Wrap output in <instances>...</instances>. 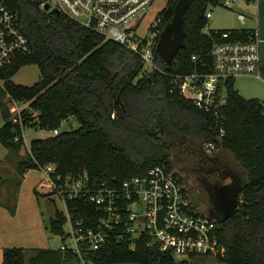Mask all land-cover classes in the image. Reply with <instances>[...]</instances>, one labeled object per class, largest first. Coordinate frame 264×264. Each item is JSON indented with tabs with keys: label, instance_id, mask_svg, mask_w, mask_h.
<instances>
[{
	"label": "trees",
	"instance_id": "obj_1",
	"mask_svg": "<svg viewBox=\"0 0 264 264\" xmlns=\"http://www.w3.org/2000/svg\"><path fill=\"white\" fill-rule=\"evenodd\" d=\"M0 1L17 11L20 29L31 47L29 54L0 66V142L8 150L0 160V206L13 215L24 174L47 163L55 164L56 173L62 177L86 173L94 186H118L153 164L172 168L171 149L187 142L203 147L214 141L217 155L231 154L241 179L242 203L216 228L223 254H191L187 260L176 261L143 242L131 250L126 242L112 240L88 251L85 258L95 264H264V103L258 98H244L229 80L225 84L226 103L220 107L218 119L196 107L171 84L172 76L198 68L193 55L210 63L212 38L202 29L206 10L219 0H192L183 15L184 47L170 64L155 49L157 68L141 78L138 55L105 40L63 12L45 9L41 3L46 0ZM177 1L167 0L158 13L157 41ZM27 64L38 66L40 80L30 86L15 84L12 76ZM5 93L12 100L28 103L21 109V123L9 118ZM70 116L78 121L77 128L34 138L22 150L25 125L53 130ZM220 127L224 135L218 138ZM6 161L12 162V171L3 173ZM34 194L37 199L51 201L53 190L35 188ZM189 203L194 209L190 197ZM66 205L90 225L86 216L96 212L93 206L84 200H67ZM65 222L63 211L55 207L45 228L64 239ZM79 262L77 255L60 247L8 246L2 250V264Z\"/></svg>",
	"mask_w": 264,
	"mask_h": 264
},
{
	"label": "built area",
	"instance_id": "obj_2",
	"mask_svg": "<svg viewBox=\"0 0 264 264\" xmlns=\"http://www.w3.org/2000/svg\"><path fill=\"white\" fill-rule=\"evenodd\" d=\"M154 0H46L41 3L57 9L72 20L101 34L138 55L141 68L138 77L148 76L157 68L155 49L160 18L146 24V11ZM241 0H219L217 5L231 8ZM211 5L210 7L217 6ZM211 8L205 12L202 31L212 38L210 63L197 55L192 61L198 68L186 75L171 77V84L201 110L219 119V109L226 103L225 84L240 76L261 75L260 38L258 29H248L247 37H238L232 29H213L208 20ZM243 22L244 15L239 13ZM20 18L14 9L0 1V66L18 55H27L31 47L19 26ZM207 27V28H205ZM15 101V100H14ZM20 112L13 121L21 123ZM218 138L224 135L220 127ZM58 128L53 133H58ZM205 149L212 152L215 142ZM44 175L40 187L53 190L65 206L62 210L71 244H62L61 250H70L83 264H95L86 259L88 251L98 250L110 241L126 242L135 250L138 242L170 254L176 261L187 260L191 254H223L224 246L218 240L219 222L189 203L188 193L180 174L166 164H153L145 172L123 180L118 186L100 183L94 186L83 173L77 177H62L56 165L47 163L39 168ZM67 200H84L96 210L86 218L68 210ZM76 210V207H75Z\"/></svg>",
	"mask_w": 264,
	"mask_h": 264
},
{
	"label": "rangeland",
	"instance_id": "obj_3",
	"mask_svg": "<svg viewBox=\"0 0 264 264\" xmlns=\"http://www.w3.org/2000/svg\"><path fill=\"white\" fill-rule=\"evenodd\" d=\"M167 0H154L149 9L146 11L145 20H144V28L142 29L146 32V24L150 23L154 18L158 16V13L165 8ZM262 0H241L237 4H235L231 8L222 7L220 5L210 7L211 8V17L208 20L209 25L213 29H237L240 26L244 27H252L259 29L264 28V9L261 10ZM259 6V7H258ZM242 13L244 15V23L238 17V14ZM207 28V27H205ZM263 34L260 33V37ZM259 37V38H260ZM261 40V39H260ZM40 80V71L36 64H27L23 65L19 68V70L12 76V81L17 85L22 86H30ZM249 77H236L233 79V83L236 84H248L251 82ZM3 101L5 104V110L9 114V118H14L19 115V111L22 108L27 106V102L24 101H14L9 98L7 93L3 96ZM3 124V119L0 112V126ZM79 126L78 121L70 116L69 118L62 120L58 130H71L75 129ZM53 133V130H48L45 128H39L37 126H33L31 124H27L22 129V136L24 141V146L22 150L29 147V143L34 138H44ZM188 146H195L192 142H187ZM7 148L4 147L0 142V160L5 157L7 154ZM22 151V152H23ZM218 148H214L212 153H217ZM183 152L177 149H171L170 151V159L172 163V167L177 170L178 173L184 174L180 170L181 160ZM224 159L227 160L229 165L233 168H236V162L233 160L232 156L228 152H224L221 154ZM3 173L4 171H12V162H4L2 164ZM191 179V182L194 187L199 188V183L197 181L196 174L189 169H187L185 175ZM44 175L40 169H32L28 172L25 179L23 180L21 190H20V198L22 200L23 207L21 208V212L25 215L33 216L36 214L37 222H41L43 220V224L39 225V232L37 234L40 239L37 242V245L43 244L45 247H51V249H57L62 244H71L70 237H65L62 239L61 235L53 234L49 231V229L45 228L48 219L53 215L54 208L57 207L60 210H65L64 203L55 195H51V201L43 197L38 198V204L36 203V198L34 196L33 187L36 186V189H40L41 184L44 182ZM39 183V184H38ZM4 190V185L2 186V191ZM201 190V188H200ZM196 190L192 188V186L187 189L188 196L195 202ZM199 197V196H197ZM197 200V199H196ZM32 202V203H31ZM37 204V206H36ZM34 206H36V211L34 210ZM32 210V213H31ZM213 210V208H212ZM214 213V211L212 212ZM31 230L33 229V224L30 225ZM37 228V227H36ZM70 227L68 222H65L63 225V230L66 233L69 231ZM18 247V246H17ZM79 264H83V262H79Z\"/></svg>",
	"mask_w": 264,
	"mask_h": 264
},
{
	"label": "crops",
	"instance_id": "obj_4",
	"mask_svg": "<svg viewBox=\"0 0 264 264\" xmlns=\"http://www.w3.org/2000/svg\"><path fill=\"white\" fill-rule=\"evenodd\" d=\"M263 9H264V0H262V3H261V10ZM244 22L245 21H243L242 23ZM251 28L252 27H249V26L247 27L240 26V28L232 29V30L237 31L238 37L239 36L246 37L247 30ZM258 33H259V37H260V33L263 34V36L260 37L261 39L260 40L261 75L260 77L240 76V77H249L250 79H253V80H251V82L248 84H236L235 85L233 83V85H234V88L239 92V94L243 96L244 98H258L264 103V28L261 29V32L258 29ZM30 170H28L24 174L23 180L25 179L26 175L28 174ZM23 180H22V183H23ZM22 183H21V186H22ZM21 186H20V190H21ZM35 188L36 186L33 187V191ZM20 190L18 192L16 211L13 215L10 214L6 208L0 206V264H2V250L4 247L18 246V247H23V248L51 249V247H45V245L43 244L37 245V242H39L40 240L38 238L39 234L37 233L39 232V225L43 224V220L41 222V219H40V222H37L35 213L33 214V216H28V215H25L23 212H21V208L23 207V204L20 198ZM35 198H36V203H37L39 200L37 199L36 196ZM36 206H34L35 211H36ZM31 213H32V210H31ZM32 224H33V229L31 230L30 225Z\"/></svg>",
	"mask_w": 264,
	"mask_h": 264
},
{
	"label": "water",
	"instance_id": "obj_5",
	"mask_svg": "<svg viewBox=\"0 0 264 264\" xmlns=\"http://www.w3.org/2000/svg\"><path fill=\"white\" fill-rule=\"evenodd\" d=\"M192 0H178L171 20L164 26L159 34L156 51L166 64H170L178 50L184 47L185 31L183 28V15ZM49 9V5L44 6ZM59 12V10L55 9ZM231 181L217 184L211 198L214 213H206L215 218L217 222L228 218L234 209L242 203L240 200L241 179L236 170L228 174ZM219 217V218H217Z\"/></svg>",
	"mask_w": 264,
	"mask_h": 264
},
{
	"label": "flooded vegetation",
	"instance_id": "obj_6",
	"mask_svg": "<svg viewBox=\"0 0 264 264\" xmlns=\"http://www.w3.org/2000/svg\"><path fill=\"white\" fill-rule=\"evenodd\" d=\"M178 149L183 152V156L180 158V170L184 172V174H179L185 187L189 190L192 186V188L196 190L195 193H198V195H196L197 200L195 199V205L199 210L205 213H212L214 209L212 210L211 195H213L215 187L217 184L219 185L231 181L228 174L235 170V168L231 167L224 157L207 151L205 146L193 147L188 146L186 143ZM187 169L196 174L195 178L199 183V188L194 187L191 179L187 174L185 175Z\"/></svg>",
	"mask_w": 264,
	"mask_h": 264
}]
</instances>
